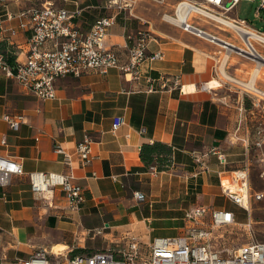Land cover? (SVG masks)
Listing matches in <instances>:
<instances>
[{"label": "crops", "instance_id": "0c3cea01", "mask_svg": "<svg viewBox=\"0 0 264 264\" xmlns=\"http://www.w3.org/2000/svg\"><path fill=\"white\" fill-rule=\"evenodd\" d=\"M181 1L7 0L0 4L2 47L20 61L26 59L32 37L31 31L21 29L25 19L20 14L42 5L68 11L71 25L84 35L101 19L113 17L107 42L121 64L129 60L130 38L141 30L152 36L148 53L163 55L144 69L156 80L155 91L145 78L128 81L120 70L112 69L59 79L56 99L42 100L0 72V157L21 163L26 173L0 188V264L28 258L40 249L62 262L77 250L104 251L148 229L150 243L178 237L176 222H185L188 211L200 206L223 208L216 205L223 178L235 169L254 168L257 157L252 161L247 116L261 112L244 108L245 95L237 85L250 78L244 65L227 72L231 55L222 67L220 55L227 51L220 43L165 21ZM241 3L228 17L236 14L241 19L237 15ZM261 14L257 9L256 18L262 20ZM224 74L238 81L233 82L236 85L227 86ZM164 76L179 77L181 89L162 90ZM213 81L220 86L210 87ZM234 91L242 95L238 105ZM7 116L24 117L18 131L11 129ZM116 118H123L124 124L113 132ZM87 136L94 141V160L88 167L76 155L77 145ZM156 142L173 149L168 171L147 167L141 159L142 146ZM57 145L73 155L74 183L85 190L86 202L77 211L70 209L61 189L44 195L31 190L28 174L71 173L55 152ZM214 148L226 154L228 166L219 163ZM198 188L201 193H195ZM136 193L145 195L146 201H137ZM57 247L64 249L58 254Z\"/></svg>", "mask_w": 264, "mask_h": 264}, {"label": "built area", "instance_id": "2783aa9c", "mask_svg": "<svg viewBox=\"0 0 264 264\" xmlns=\"http://www.w3.org/2000/svg\"><path fill=\"white\" fill-rule=\"evenodd\" d=\"M243 1L255 2L256 0H182L176 8L175 14L165 17V21L180 27L187 33L198 35L197 32L203 30L196 25L195 20L197 19L202 18L205 22L212 21L224 25L217 20L218 17L213 15L210 8L221 11L220 13L223 15H228ZM259 1V11L264 12V0ZM6 2L7 0H0V4H6ZM229 2H232L230 7H228ZM114 4L115 1H112L111 5ZM20 17L25 19V22L21 23V29L32 32L26 59L20 61L15 54L8 53L3 49L1 37L4 28L0 19V72L8 78L17 80L38 98L55 100L57 97L56 82L59 79L67 76L80 78L91 71L106 74L112 69L120 70L128 81L138 82L145 78L151 86V91H155L152 85L156 80L148 76L144 69L148 63L162 60L163 55L148 53L149 43L152 41L151 33L148 30H141L130 38L132 46L129 60L126 64H121L117 52L110 48L107 42L109 30L115 25L113 17H105L98 21L88 35L82 34L71 25L68 11L54 5L31 8L22 12ZM225 19L231 21L228 16ZM232 21L237 26L247 28L251 36L260 39V42L264 44L263 32L249 27L245 20L233 19ZM245 47L251 53H257L252 43ZM237 50L247 53L239 48ZM241 52L237 51V54L242 55ZM161 81L162 90L181 89L179 77L164 76ZM246 89L243 91L245 95L253 101L256 109L263 112L264 90L255 86ZM5 120L11 129L18 131L23 124L24 117L7 116ZM123 124V118H116L113 132L118 131ZM240 124L242 126V120ZM93 144V139L87 136L77 145L76 155L82 166L88 167L92 164L94 160ZM254 147L257 151L264 147V130L262 128L256 132ZM55 152L62 156L63 163L71 169V173L69 175L28 174L31 190L35 195H44L51 193L54 189H61L66 194L70 209L77 211L86 202V195L84 188L74 183V157L60 145L55 147ZM212 154L217 157L222 166H228L225 153L214 148ZM257 162L264 167V156H258ZM251 170V166L235 169L230 172L227 178L221 180L223 196L248 213L251 211L253 202H264V190L252 188ZM25 175L21 163L0 157V188L10 186L13 177ZM259 177L264 182V168ZM135 198L140 203L146 201L145 195L141 193H136ZM208 213H211L212 216V230L235 226L237 223L235 214L226 208L211 209L200 206L186 216L198 223V220ZM211 235L210 231L199 228L192 229L188 237L156 238L149 246L150 250L147 254L141 252L139 240L130 236L125 239L127 247L118 252L108 249L91 254H77L61 262L58 258L57 261H53L46 250L40 249L28 258H15L5 264H264V243L245 244L234 254L224 257L222 252L212 248Z\"/></svg>", "mask_w": 264, "mask_h": 264}, {"label": "rangeland", "instance_id": "374dc122", "mask_svg": "<svg viewBox=\"0 0 264 264\" xmlns=\"http://www.w3.org/2000/svg\"><path fill=\"white\" fill-rule=\"evenodd\" d=\"M260 7V1L256 0L255 2H248L243 1L241 5L237 9V15L240 20H246L249 24V27L253 29H257L264 33V12L261 14V18L257 19L255 14L256 10ZM214 15L219 17H224L228 15H223L220 13L221 11H218L216 9L210 8L209 9ZM229 18L231 20L236 19V14H230ZM239 20V19H238ZM196 25L199 26L203 31L208 32L209 34L223 40H227L236 46H242L245 47V44L241 37L238 35V33L227 26L218 24L216 22L212 21H206L204 19L195 20ZM253 45L256 48L257 52H259L262 56H264V44L261 43L258 40L253 39ZM246 48V47H245ZM224 52L227 51L225 49H222ZM221 59H223L222 67L225 63V56L224 54L220 55ZM258 59H251L249 57H246L245 55H239L237 53H232L230 60H228V70L232 71L233 68L241 67L244 65V69L246 70L247 76H249V79H246L248 81H234V79H231L228 77L227 74H224L225 77H223V81L230 83L227 86L234 85L233 82H238V87L241 91H246V88H250L255 86L258 89L264 90V67L262 71L260 72L259 76H257V79L255 82H253V77L255 75V69L258 66ZM223 69V68H222ZM225 73V72H224ZM244 74V73H242ZM230 76V75H229ZM236 85V84H235ZM234 85V86H235ZM233 99L236 105H238V102L241 101V94L239 92H233ZM245 95V93H244ZM242 103L244 104V108H246L248 111L256 109L254 107L253 101L249 99L245 95V99H242ZM257 110V109H256ZM260 111V110H259ZM261 113H255V116H252L251 114H248V122H249V130H250V142H251V159L253 161V156H264V147L263 149L257 151L254 147L255 142V136L256 132L259 128H262L264 130V110ZM254 162V168L251 170V182H252V188L254 190H264V182L261 181L259 174L263 170V166H261L257 160ZM199 188L196 190L195 193L199 192ZM219 190V189H218ZM201 193V190H200ZM220 197L216 200V205L226 208V210H229L235 214L236 217V225L235 226H229L224 228H214L211 229V213H208L207 215L203 216L198 220V223H196L194 220H191L185 216L186 221L185 222H176L177 224L175 227L178 226L179 229H176V234L174 236H184L188 237L191 233L192 229H206L211 232V240L210 244L214 250H217L219 252L223 253L224 257L229 256L230 254H234L239 248H241L243 245L251 243V242H259L264 243V202L262 203H252L251 205V211L248 213L246 210H244L242 207L236 205L234 202L228 200L226 197L223 196L222 188L219 190ZM202 205V204H201ZM206 207V206H204ZM222 208V209H223ZM192 210L188 211L190 213ZM180 223V224H179ZM163 224V223H159ZM168 224V222L164 223ZM151 229L146 230V233L142 236L135 235L137 239L139 240L141 244V252L147 254L150 250L149 246L151 245V241L149 240V233ZM164 234V233H163ZM165 234H172V233H165ZM133 236H131L132 238ZM127 241H120L117 242V244H111V247L108 249H113L116 252L119 250H123L127 247ZM107 249V250H108ZM96 251H89L88 253H93Z\"/></svg>", "mask_w": 264, "mask_h": 264}, {"label": "bare ground", "instance_id": "6f19581e", "mask_svg": "<svg viewBox=\"0 0 264 264\" xmlns=\"http://www.w3.org/2000/svg\"><path fill=\"white\" fill-rule=\"evenodd\" d=\"M216 17H218L217 20L219 22H221L222 24H224L227 27H230V28L234 29L238 33V35L241 37L243 42L245 43V46H250V43L253 44V42H252L253 39L260 41V39L254 37V36H251L250 35L251 33L249 32V30L247 28L237 26V24H235L232 20L231 21L227 20L224 17H219V16H216ZM197 33H198L199 36H201L203 38H206V39L212 40L211 38H217V37L209 34L208 32H205V31L197 32ZM218 40L219 41H223V42L227 43L228 45H230V47H225V46L222 45L227 50V53H226V56H225V61L228 59V57L232 53H237V49L238 48L240 50H242V51H245V52L249 53V55L256 57L258 60H260V61H258V66L255 69V75L253 77V82H255V80L257 79V76H259L260 72L262 71V69L264 67V62H263L264 56H262L259 52H257V53L256 52H252L251 53L250 51L247 50V48L242 47V46H236L235 44H233V43H231V42H229L227 40H223V39H219V38H218ZM238 52H240V51H238ZM219 86H220V84L217 81H213L210 84V87H212V88L219 87ZM63 249H64L63 247H57V248L54 249V252L59 254L60 251H62Z\"/></svg>", "mask_w": 264, "mask_h": 264}, {"label": "trees", "instance_id": "16d2710c", "mask_svg": "<svg viewBox=\"0 0 264 264\" xmlns=\"http://www.w3.org/2000/svg\"><path fill=\"white\" fill-rule=\"evenodd\" d=\"M141 159L147 167H156L159 172L168 171L173 164V149L160 142L144 144L141 148ZM83 252V250H77L74 255Z\"/></svg>", "mask_w": 264, "mask_h": 264}, {"label": "water", "instance_id": "95a60500", "mask_svg": "<svg viewBox=\"0 0 264 264\" xmlns=\"http://www.w3.org/2000/svg\"><path fill=\"white\" fill-rule=\"evenodd\" d=\"M232 5V2H229V4H228V7H230ZM212 39V41H214V42H217V43H220L221 45H223V46H225V47H230V45H228L227 43H225V42H223V41H219L218 39H216V38H211ZM237 51H239V50H237ZM241 52V51H240ZM243 55H245L246 57H249V58H251V59H257L256 57H254V56H251V55H249V54H247V53H244V52H241ZM263 62H264V60H263Z\"/></svg>", "mask_w": 264, "mask_h": 264}]
</instances>
